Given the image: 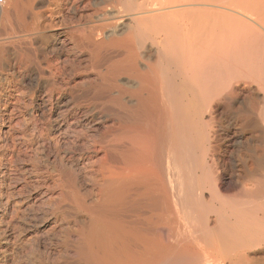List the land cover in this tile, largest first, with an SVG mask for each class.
Instances as JSON below:
<instances>
[{"label":"bare ground","instance_id":"1","mask_svg":"<svg viewBox=\"0 0 264 264\" xmlns=\"http://www.w3.org/2000/svg\"><path fill=\"white\" fill-rule=\"evenodd\" d=\"M1 65L57 84L24 153L70 146L44 198L76 238L32 264H264V0H0ZM66 65L92 68L83 94Z\"/></svg>","mask_w":264,"mask_h":264},{"label":"rangeland","instance_id":"2","mask_svg":"<svg viewBox=\"0 0 264 264\" xmlns=\"http://www.w3.org/2000/svg\"><path fill=\"white\" fill-rule=\"evenodd\" d=\"M39 69L34 67L31 72H23V67L11 70L10 66H0V166H7L11 170L7 171V177L3 176L6 182L2 183L7 185H0V192L3 191L0 193V239H18L15 246L19 247L17 249L14 246L15 255L10 256L9 264H32L40 256L45 259L50 248H56L53 257H63L61 243L64 239L76 238L73 236L76 225L71 219L74 214L69 217V213H65V216L58 212V198L51 203L44 198L49 194L48 191L59 189L66 193L65 187L62 190L56 188L55 180L61 172H69L72 168L71 164L62 161V155L70 146L56 148L51 132L44 129L42 135L46 148L31 149L24 153L25 145L30 143V127L47 126L50 105L55 101V94L50 91L57 84ZM27 75H30L29 80L25 77ZM93 79L94 72L88 66H64L63 85L67 84L64 85L66 89L73 90L74 94H83ZM118 126L115 121L107 124L110 133ZM104 131L101 128V132ZM10 135L14 136V143L10 142ZM12 143L16 146V152H20H13L14 163L8 167V164L1 162V156L6 151L11 152ZM74 168L76 173L82 175L81 169ZM41 179H45L44 185L39 182ZM45 222L48 224L44 227ZM18 242L20 245H17Z\"/></svg>","mask_w":264,"mask_h":264}]
</instances>
